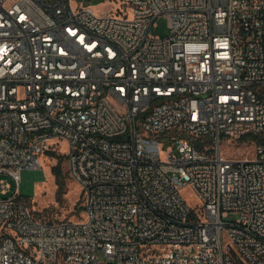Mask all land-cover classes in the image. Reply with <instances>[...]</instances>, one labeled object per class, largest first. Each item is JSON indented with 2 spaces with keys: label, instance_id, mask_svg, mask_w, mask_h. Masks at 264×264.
<instances>
[{
  "label": "built area",
  "instance_id": "obj_1",
  "mask_svg": "<svg viewBox=\"0 0 264 264\" xmlns=\"http://www.w3.org/2000/svg\"><path fill=\"white\" fill-rule=\"evenodd\" d=\"M262 134L264 0H0V264H264ZM61 143L84 216L47 221L19 181Z\"/></svg>",
  "mask_w": 264,
  "mask_h": 264
},
{
  "label": "rangeland",
  "instance_id": "obj_2",
  "mask_svg": "<svg viewBox=\"0 0 264 264\" xmlns=\"http://www.w3.org/2000/svg\"><path fill=\"white\" fill-rule=\"evenodd\" d=\"M88 3L94 5L97 12H105L111 10L121 4V0H87ZM156 25L152 28L153 33L159 36L168 34V21L163 15H160L155 20ZM253 142L236 140L231 143L226 141L223 144V149L229 156H246L253 155ZM67 148L65 143H61L58 148V154H65ZM57 154V153H56ZM57 156L51 155L50 152L41 155V164L37 168H27L21 172L19 181V194L33 213L47 221L53 220H75L84 216L83 206V192L79 184L69 175L68 163L65 155L62 159V170L65 173V192L61 195V199H57L58 186L56 177L52 171V166L57 163ZM0 178H7L11 183V191L16 188L15 182L6 174H0ZM185 196L190 203L196 206L199 199L191 191L186 188L184 190ZM237 217V213L230 212L224 221H231Z\"/></svg>",
  "mask_w": 264,
  "mask_h": 264
},
{
  "label": "trees",
  "instance_id": "obj_3",
  "mask_svg": "<svg viewBox=\"0 0 264 264\" xmlns=\"http://www.w3.org/2000/svg\"><path fill=\"white\" fill-rule=\"evenodd\" d=\"M255 139L260 142H264V134L255 136ZM195 145H197L200 149L203 148V144L205 143L204 140L197 138L194 141ZM51 155H56L57 156V163L52 166V171L56 177V183L58 186L57 190V199H61V195L66 191L65 190V173L62 170V159L63 155L56 154L54 152H50ZM81 209H83V206H81Z\"/></svg>",
  "mask_w": 264,
  "mask_h": 264
},
{
  "label": "bare ground",
  "instance_id": "obj_4",
  "mask_svg": "<svg viewBox=\"0 0 264 264\" xmlns=\"http://www.w3.org/2000/svg\"><path fill=\"white\" fill-rule=\"evenodd\" d=\"M252 156V155H251Z\"/></svg>",
  "mask_w": 264,
  "mask_h": 264
}]
</instances>
